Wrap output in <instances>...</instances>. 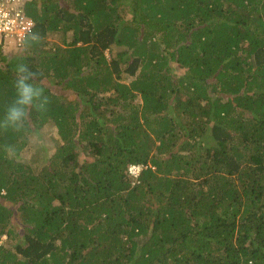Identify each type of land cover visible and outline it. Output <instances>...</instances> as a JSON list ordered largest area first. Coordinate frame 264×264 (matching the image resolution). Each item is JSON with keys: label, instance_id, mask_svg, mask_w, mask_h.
Returning <instances> with one entry per match:
<instances>
[{"label": "trees", "instance_id": "trees-1", "mask_svg": "<svg viewBox=\"0 0 264 264\" xmlns=\"http://www.w3.org/2000/svg\"><path fill=\"white\" fill-rule=\"evenodd\" d=\"M27 8L41 41L0 49V264H264V0ZM20 63L49 102L15 131ZM49 124L34 171L18 158Z\"/></svg>", "mask_w": 264, "mask_h": 264}, {"label": "clouds", "instance_id": "clouds-1", "mask_svg": "<svg viewBox=\"0 0 264 264\" xmlns=\"http://www.w3.org/2000/svg\"><path fill=\"white\" fill-rule=\"evenodd\" d=\"M23 39L29 43H37L41 41L42 37L39 32L30 31ZM15 71L16 99L7 108L3 120L7 123L8 128L11 127L13 130L19 131L24 127L29 110L33 108L44 110L49 101L41 86L29 82L35 80L37 74L32 72L26 64H18ZM6 151L11 152L12 149L6 148Z\"/></svg>", "mask_w": 264, "mask_h": 264}, {"label": "built area", "instance_id": "built-area-1", "mask_svg": "<svg viewBox=\"0 0 264 264\" xmlns=\"http://www.w3.org/2000/svg\"><path fill=\"white\" fill-rule=\"evenodd\" d=\"M30 2L32 0H0V49L3 52H19L27 46L23 38L35 28V21L28 15ZM142 168L132 165L129 173L136 178Z\"/></svg>", "mask_w": 264, "mask_h": 264}, {"label": "rangeland", "instance_id": "rangeland-1", "mask_svg": "<svg viewBox=\"0 0 264 264\" xmlns=\"http://www.w3.org/2000/svg\"><path fill=\"white\" fill-rule=\"evenodd\" d=\"M62 35V33H51L46 40L48 41L47 48L54 49L58 46L64 45L63 42L65 37ZM48 81L51 83L49 89L52 94L59 96L64 102H72L74 97L70 94L67 96V90H64L62 86H55L50 80ZM50 126L51 124H49L39 133H35L33 136H31L28 148L24 149L18 158L21 163L26 164L34 171H38L39 168L42 167L43 162H45V158L46 160H49V158L55 154L59 144V141H56L57 137L56 134H54L55 131L52 132ZM14 242V240H9L6 236H3L1 239V244H4V248H10L12 246L11 244Z\"/></svg>", "mask_w": 264, "mask_h": 264}]
</instances>
